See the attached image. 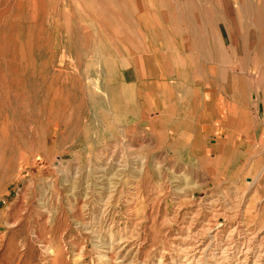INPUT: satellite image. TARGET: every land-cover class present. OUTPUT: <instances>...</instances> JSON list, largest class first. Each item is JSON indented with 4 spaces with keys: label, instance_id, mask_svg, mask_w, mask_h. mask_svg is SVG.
<instances>
[{
    "label": "rangeland",
    "instance_id": "1",
    "mask_svg": "<svg viewBox=\"0 0 264 264\" xmlns=\"http://www.w3.org/2000/svg\"><path fill=\"white\" fill-rule=\"evenodd\" d=\"M0 264H264V0H0Z\"/></svg>",
    "mask_w": 264,
    "mask_h": 264
},
{
    "label": "crops",
    "instance_id": "2",
    "mask_svg": "<svg viewBox=\"0 0 264 264\" xmlns=\"http://www.w3.org/2000/svg\"><path fill=\"white\" fill-rule=\"evenodd\" d=\"M193 110L189 111L190 112L189 114H192L193 116H188L187 118L181 119L180 122H178V127L181 126V128L178 129L179 130L178 132H181V134L176 140L180 141L184 145H187L188 147H191L190 154H192V156H194L196 160L198 159V161L194 162V164L199 165V163L200 164L204 163L203 158H205V155H203V150L206 147L210 146L208 144H205V141L207 139L204 138V134L207 131L204 128H205V124L208 123L207 122L208 120H207V116L202 115L200 117L201 114L197 116V111L196 110L193 111ZM169 121H172V120L170 119ZM172 122H174V120ZM212 156L213 155L210 151V157L211 159H214ZM199 157H202V158L199 159ZM205 160L207 159L205 158ZM210 163H211L210 164L211 174L214 173L217 175V172H218L217 166H214L212 162Z\"/></svg>",
    "mask_w": 264,
    "mask_h": 264
},
{
    "label": "bare ground",
    "instance_id": "3",
    "mask_svg": "<svg viewBox=\"0 0 264 264\" xmlns=\"http://www.w3.org/2000/svg\"><path fill=\"white\" fill-rule=\"evenodd\" d=\"M259 166V165H258ZM232 230V229H231ZM239 231V230H238ZM187 258V257H186ZM248 260V259H247Z\"/></svg>",
    "mask_w": 264,
    "mask_h": 264
}]
</instances>
